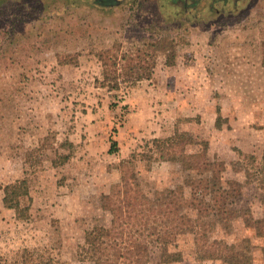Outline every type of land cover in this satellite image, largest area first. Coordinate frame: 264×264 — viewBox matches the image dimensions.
Wrapping results in <instances>:
<instances>
[{"label": "rangeland", "instance_id": "obj_1", "mask_svg": "<svg viewBox=\"0 0 264 264\" xmlns=\"http://www.w3.org/2000/svg\"><path fill=\"white\" fill-rule=\"evenodd\" d=\"M149 36L174 38V64L160 55L151 80L114 98L96 82L97 51ZM263 36L264 0H0V264H90L77 248L110 224L103 194L131 184L151 203L182 182L176 163L138 162L133 181L120 168L171 137L181 151L208 143L212 210L193 212L196 233L167 239L177 260L157 250L151 264H226L215 257L226 247L264 264ZM26 176L33 202L19 219L2 187Z\"/></svg>", "mask_w": 264, "mask_h": 264}, {"label": "trees", "instance_id": "obj_2", "mask_svg": "<svg viewBox=\"0 0 264 264\" xmlns=\"http://www.w3.org/2000/svg\"><path fill=\"white\" fill-rule=\"evenodd\" d=\"M96 4L111 9L119 0H94ZM217 1V0H211ZM236 5L244 0H222ZM176 41L169 36L142 37L129 49L121 43L97 51L96 56L102 65V78H97L99 86L108 89L114 98L119 99L118 91L130 88L143 80H151L160 55H165L168 65L176 59ZM263 47L264 36L260 43ZM118 106L117 102L111 103ZM188 145L195 144L187 139ZM174 139L146 140L140 149L130 154L120 163L124 178L138 180L141 172L138 162L151 169L154 162H171L181 165L183 179L175 184L164 196L151 203L142 201L138 187L119 183L111 191L101 196L102 208L109 212V225H96L85 232L83 241L78 245L77 258L90 264H151L156 251H163L167 261L177 260V254L165 250L168 238L194 234L199 226L193 219V212L211 211L206 197L211 194L202 175L210 165L206 160L208 143H203L197 152L177 150ZM110 153L119 151L118 141L111 135ZM70 156H64L66 161ZM3 189L4 205L13 209L19 219L29 217L33 198L28 177L6 184ZM186 189L188 191L186 192ZM135 213V214H132ZM211 224L214 225L213 222ZM226 264H246L242 250L226 247L215 255Z\"/></svg>", "mask_w": 264, "mask_h": 264}]
</instances>
